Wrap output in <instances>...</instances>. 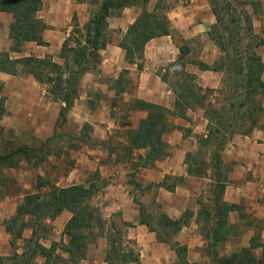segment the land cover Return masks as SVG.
Returning <instances> with one entry per match:
<instances>
[{"label":"trees","instance_id":"1","mask_svg":"<svg viewBox=\"0 0 264 264\" xmlns=\"http://www.w3.org/2000/svg\"><path fill=\"white\" fill-rule=\"evenodd\" d=\"M209 1L216 22L208 31V36L218 47L220 56L212 65L200 60L188 61L180 65L187 84L183 87L180 85L181 87L177 89L171 88L175 94L173 110L139 98L135 99V107L145 111L146 115L140 119L136 128L127 131L126 150L130 153L143 151V154L138 155L140 165L154 166L158 160L167 155L168 144L164 141L163 135L176 128L170 118L187 119L188 110L204 108L208 119L207 134L198 138V150L195 153H188L185 163L189 174L197 177L210 175L211 178V182L206 184L205 192L197 198V203L200 205L198 218L202 222V230L207 238L206 253L210 257L211 264H264V255L256 258L252 253L257 243L242 248L239 252H233L229 256L218 252L226 239L225 234L229 232L225 225L224 213L235 208L234 205L226 204L222 200L225 182L221 172V151L233 134L250 133L259 124L264 113V80L262 79L264 62L257 52V47L262 41L251 45H239L240 29L237 26L239 19L228 11L229 25H235V29L231 30L228 24L224 29L229 31L231 41L237 39L238 42H232L231 46L226 44L230 42L225 41L223 30L219 29V24L224 23L220 8L216 5V0ZM150 3L151 0H90V4L95 5L97 9L91 12L83 26L78 23L73 24V29L61 48L62 63L54 62L48 56L14 58L10 52L0 51V71L11 75L29 74L40 83L46 84L48 95L62 104L59 120L64 122L78 98V88L83 74L91 69H97L101 63L100 52L111 42L107 36L108 18L111 15L119 13L126 7L140 9L136 20L129 25L118 43L125 53L127 64H137L139 69L142 68L141 61L146 44L161 36H172L175 30L171 27L168 18L170 7L165 4V0H157L151 8ZM251 3L256 5L252 1ZM41 6V0H0V12L12 15V22L9 25L11 52H21L25 42L44 44L42 33L47 26L38 17ZM244 17L248 32L255 38L250 14L245 13ZM188 49L186 44L179 45L177 59L165 67L166 74L161 75L164 82L168 81L167 73L173 66L178 65V61ZM187 64H195L201 70L222 72L225 75L222 87L213 90L198 86L194 82L195 75L185 69ZM124 71L128 72L127 69ZM123 72L120 73V78ZM3 86V82L0 81V117L6 113V97L2 95ZM196 89L199 94L195 92ZM208 96L213 97V100L208 99ZM43 144L46 145L42 143V146ZM28 151L37 153L40 149L32 150L22 145L13 149L7 148L4 152L0 151V167H17L21 157L29 158ZM35 158L38 162H43L47 156L35 154ZM176 180L182 181L183 178L178 177ZM45 187L47 189L43 191ZM96 194L97 189L94 184L57 187L39 181L37 191L25 194L22 201L17 203L14 214L5 222V230L10 235L9 242L14 252L10 256H1L0 264H37L39 257L44 258L46 264H53L52 257L57 249L67 255L65 258L67 261L79 264L87 256L92 231L98 229L103 234L105 229L106 223L100 209L91 203ZM63 211L71 214L63 232L67 241L61 243L60 248L56 247L58 246L56 242H52L47 247L44 241L48 239L51 231L47 221L54 220ZM139 216L140 224L154 232L159 242L171 245L179 264H197L187 260L185 245L171 241L181 228L188 224L191 210H185L178 219H172L164 212L159 213L156 224L151 223V216L144 213L143 206H140ZM125 226L129 225L125 224ZM111 229L108 240L114 244L122 239V234L114 227ZM25 231H28L29 235L24 234ZM19 240L21 244L17 243ZM111 249L115 257L117 248L111 247ZM58 257L62 256L59 254ZM7 260L9 263L6 262ZM115 261H118L117 256ZM108 262L110 264V260ZM129 263L139 264V259L132 258L131 255Z\"/></svg>","mask_w":264,"mask_h":264},{"label":"rangeland","instance_id":"2","mask_svg":"<svg viewBox=\"0 0 264 264\" xmlns=\"http://www.w3.org/2000/svg\"><path fill=\"white\" fill-rule=\"evenodd\" d=\"M156 1L151 0L150 8L155 5ZM251 1L256 5H252ZM261 1L216 0V5L220 8L221 16L224 19V23L219 24V29L223 30L222 34L225 41L230 42L226 44L231 46L232 42H238L237 39L231 41L229 31L224 29L226 24L229 25L228 11L239 19L237 22L240 29L239 45H251L260 40L264 44V6L259 3ZM165 2L170 7L168 15L180 19L182 13L178 12V9L182 7V4L187 3L181 0H165ZM96 9L95 5L89 6L86 17L74 16L71 25L78 23L83 26L88 21L91 12ZM135 9L138 11L137 8ZM251 10L255 13L250 18L252 25L254 24L253 36L255 38L248 32L247 21L244 17L245 13L249 14ZM243 12L245 13L243 14ZM117 14L115 13L108 18L109 30L107 36L111 41L109 46L113 43L117 45L125 34V27H120L118 24ZM230 28L234 30L235 25L230 26ZM258 29L260 32H257ZM160 40L162 41L161 44L165 46L167 54L169 56L173 54L176 59L179 54L177 46L186 44L189 48L188 52L178 61V65L173 66L167 73L168 81L165 83L172 89L187 84L184 72L180 67L184 62L186 64L188 61H212L215 56L217 58L220 56L218 47L206 32H199L186 37L175 30L172 36L163 37ZM149 46L152 48V57L155 60L156 47L158 46L155 43H150ZM107 51L110 60L105 62L108 65L107 72L101 69L100 63L97 69H91L83 74L78 88L79 95L75 100V102L81 101L83 105L76 115H69V113L64 122L59 120L61 102L48 96L47 87L44 84L37 83L39 89L38 99L36 94L32 98L28 97L26 105L21 104L23 100L25 101L24 97L22 99L10 97L11 100H8V105L5 103L6 113L0 117V151L4 152L7 148L13 149L26 145L32 150L40 149L42 152L28 151L29 160L21 157L17 167H0V226L4 229L6 220L14 214L17 203L22 201L25 194L37 191L39 181L57 187H67L72 184H94L96 185L97 194L92 198L91 203L100 209L106 224L103 234L98 229L92 231L87 256L79 264H109L108 260H110V264H130L131 255L132 258L137 257L139 259V264H179L176 252L171 245L159 242L156 234L150 232L145 225L142 229H134L137 239L129 238L127 235L128 228L137 226H133L132 221H124L122 211H112L110 207L106 206L108 201L105 198V193L107 192V186L113 180L112 174L121 171L122 175L119 174L118 176H121L127 184L129 193L137 203L136 208L140 210V206H143L144 213L151 216L152 224L157 223L158 214L163 212V208L156 201L157 188L143 180L147 167H142L138 158V155L143 154V151L130 153L126 150L127 131L133 129L134 125H138L140 119L146 115L145 111L135 107L134 100L138 98L136 96V76L131 74L130 71H124L123 66H127V62L124 61V52L120 47H108ZM261 51L264 52V47ZM50 55L60 57V51ZM110 62H113L114 67L111 68ZM119 62L122 64L119 65ZM168 65V61L155 63V73L160 79L161 75L166 74L164 68ZM185 69L188 70L187 65ZM121 72H123V76L120 78ZM19 76L23 77L27 74H20ZM224 76L223 74V78ZM195 77L194 82L197 83V75ZM118 82H121V84H118ZM176 83L180 84L177 85ZM197 85L200 86L199 83ZM195 92L199 94L197 89ZM79 96L81 97L79 98ZM212 98L208 96V99ZM206 102L208 103V101ZM23 106L25 111H20L21 108L17 110V107L23 108ZM262 117H264V113ZM172 123L176 126L173 121ZM110 125V131H100L98 129L99 126ZM173 130L175 128L168 131V133ZM189 130L191 131L190 127L184 129V134L188 135ZM42 143H46V145L43 144L42 146ZM170 151L171 148L168 145L167 153ZM35 154L44 155L47 158L43 162H38ZM105 171H108V173H105ZM168 182H171V180ZM46 189L47 187L43 191ZM194 201H196L195 196L191 198V208L195 206ZM63 213H67L71 217L69 212L63 211L54 219L56 221H47L51 226L48 239L44 241L47 247L52 242H56L58 245L56 247L60 248V244L67 241V237L63 233ZM125 224L130 226L127 227ZM111 227L122 234V239L114 242V244L108 240V236L112 231ZM24 234L29 235V232L25 231ZM238 234L240 232L234 233V238H237ZM236 238L229 245L221 244L218 252H229L232 250L230 245H233L234 248L238 246L240 243ZM171 241L177 242L175 236ZM17 243L21 244V241L19 240ZM111 247L117 248L118 261H115L116 256L113 257ZM57 250L52 257L53 264H73L65 259L67 255L62 250ZM7 252L9 253L7 256H10L14 252V248L9 245ZM201 252L206 253L208 251L204 248ZM59 254L62 257H58ZM6 262L9 263V260ZM208 264H211V262Z\"/></svg>","mask_w":264,"mask_h":264},{"label":"crops","instance_id":"3","mask_svg":"<svg viewBox=\"0 0 264 264\" xmlns=\"http://www.w3.org/2000/svg\"><path fill=\"white\" fill-rule=\"evenodd\" d=\"M41 2L42 6L38 12V17L47 26L42 33L44 44L39 45L36 42H25L21 52H11L12 41L9 37V25L12 22V15L0 12V51L10 52V55L14 58L26 56L44 58L48 56L54 62L62 63L60 57L56 55L51 56L50 54L61 52L64 41L73 29V25H71L73 17L79 16L80 18H85L89 6H91L90 0H41ZM186 3L185 5L182 4V7L178 9V12L182 13L180 19L168 15L171 27L186 37L199 32H206L208 34L211 26L216 22L210 1L189 0ZM259 3L264 6V0ZM135 8L126 7L117 14L118 24L120 27H125V32L140 13V9L137 8V11ZM249 14L250 16L255 15L252 10L249 11ZM257 32H260V30L258 29ZM163 37L169 36L152 39L146 44L144 57L141 61V69L138 68L137 64H127V66L123 67L136 76V96L139 99L173 110L175 94L171 87H168L160 79L154 69L155 63L168 61L170 64L176 60L173 54L170 56L167 54L165 46L161 44L162 41L160 39ZM150 43H155L158 46L156 47L155 60L152 57ZM109 45H107V49L105 48L100 52L101 69L104 72H107L108 68L105 62L110 61L108 59V47H119L118 44L114 43L111 46ZM177 47L179 50V46ZM263 47L264 44L259 45L257 52L261 55L264 62V52L261 51ZM215 60H217V56L212 61H202L211 65ZM120 64L122 63L119 62ZM110 66L111 68L114 67L113 62H110ZM187 66V71L197 75V83L203 88L217 90L222 87V72L201 70L193 64H187ZM262 79L264 80V74ZM0 81L4 84L2 95L6 97L5 103L7 105L8 100H11L10 97L19 99L24 97L25 101L23 100L22 105H26L27 98H32L35 94L38 99L39 89L37 88V83L40 82L32 75L27 74V76L22 77L0 71ZM7 97L9 98L7 99ZM80 103L81 101H76L69 111L70 114H68L76 115L83 105V103ZM20 108L22 109L20 111H25L24 106L23 108L17 107V110ZM187 116V119L181 117L170 118L171 122L175 123L176 128L169 133H165L163 139L169 145L171 151L158 160L154 165L155 167L152 166L145 169L146 174L143 175V180L157 188L156 201L163 208L162 211L170 218L178 219L185 210L190 208L191 216L189 222L175 235V241L187 247V259L190 262L208 264L211 262L209 256L205 252H201L207 246V238L202 230V222L198 218L200 205L197 203V198L201 193L205 192L206 184L211 182V178L210 175L209 177H197L189 174L185 163L187 154L195 153L198 150V138L206 136L208 119L202 107L188 110ZM136 126L134 125L133 127L135 128ZM99 127L100 131H110L111 125ZM189 127L191 131L189 130L190 133L185 135L183 130ZM221 159V172L225 182L222 200L226 204L235 206V208L224 213L225 225L228 227L229 232L225 234L226 239L223 244L229 245L233 243L236 238H234V233L240 232L237 236L240 244L235 246V248L233 245H230L232 250L223 252L221 255L229 256L233 252H238L242 248H247L251 244L257 243L252 253L254 257L261 258L264 255V207L258 199V189L264 183V117L260 119L259 124L250 133H235L229 137L221 151ZM105 173H108V171H105ZM119 174L122 175V172L116 171L115 174H112L113 180L111 179L112 182L107 186L105 198H107L108 202L106 206L110 207L112 211H122L124 213V221H132L133 226H137L129 227L127 230L129 238L137 239L134 229H142L144 225L140 224L139 209L136 208L137 203L129 193L124 179L118 176ZM178 177H182L183 180H176ZM169 180L171 182H168ZM193 196L196 197V201L192 202L195 206L191 208V198ZM63 215L65 227L70 215L67 213H63ZM230 229L233 231H230ZM9 239L10 235L6 232L5 227L3 229L0 226V257L9 254L7 252V247L10 245ZM37 264H46L45 259L42 257L37 258Z\"/></svg>","mask_w":264,"mask_h":264},{"label":"built area","instance_id":"4","mask_svg":"<svg viewBox=\"0 0 264 264\" xmlns=\"http://www.w3.org/2000/svg\"><path fill=\"white\" fill-rule=\"evenodd\" d=\"M258 199L264 207V183L258 189Z\"/></svg>","mask_w":264,"mask_h":264}]
</instances>
